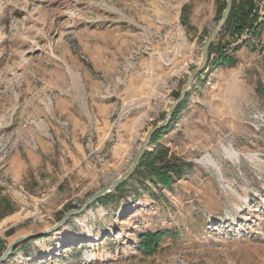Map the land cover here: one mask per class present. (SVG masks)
Segmentation results:
<instances>
[{"label":"rangeland","instance_id":"1","mask_svg":"<svg viewBox=\"0 0 264 264\" xmlns=\"http://www.w3.org/2000/svg\"><path fill=\"white\" fill-rule=\"evenodd\" d=\"M218 9L0 0V255L37 235L3 264H264V22L239 44L221 36L172 129L148 145L192 164L185 177L136 178L43 234L130 168L200 65ZM165 230L176 236L140 250L141 235Z\"/></svg>","mask_w":264,"mask_h":264},{"label":"trees","instance_id":"2","mask_svg":"<svg viewBox=\"0 0 264 264\" xmlns=\"http://www.w3.org/2000/svg\"><path fill=\"white\" fill-rule=\"evenodd\" d=\"M217 1L219 3L218 19L220 20L226 8L227 0ZM254 1L255 0H245L244 2H241L239 0H233L229 19L216 39L218 43L216 44L214 42L210 48L207 68H209V66L213 64V55L220 51V48H217L219 47L221 36L229 35L233 40H235L234 37L236 35L240 36L256 26L255 19L252 18ZM260 24H263V22L259 23V25ZM179 95L180 94L178 93L176 96L179 97ZM182 107L183 106L181 104L177 108L170 125L166 129L158 131L152 137L150 144H152L153 142L154 144H157V141L162 136V134H165L172 129L174 123L177 121L181 113ZM192 169V164L168 161L163 150H156L154 152L146 151L141 163L139 164L130 180L122 184L114 193H110L105 197H102L98 202L107 203L108 201H114L117 197L122 196L129 182L133 181L136 178L142 181L144 185L146 183H149L154 188H170L175 181L185 177L187 172L191 171ZM146 190L149 189L146 188ZM176 233L177 232L174 230H165L164 233L158 231L143 234L140 236V250L144 252L154 250V246L160 239H163L166 235L176 236Z\"/></svg>","mask_w":264,"mask_h":264},{"label":"water","instance_id":"3","mask_svg":"<svg viewBox=\"0 0 264 264\" xmlns=\"http://www.w3.org/2000/svg\"><path fill=\"white\" fill-rule=\"evenodd\" d=\"M232 4H233V0H227L226 8L224 10V13H223L220 21L218 22L217 26L215 27V29L212 31V33L209 35V37L207 38V40L205 42V45L203 48V53H202V60H201L200 65L189 76L188 81L184 85L179 97L176 99V101L172 104V106L168 110L165 120H163L162 122L157 124L154 128H152L146 134V136L143 139L130 168L122 176H120V178H118L115 182L109 184L108 186H105L100 191H98L96 194L91 196L82 205L81 208L69 210L64 215V217L53 228H51L48 231H44L43 234L52 233V232L58 230L59 228L63 227L72 217L79 216V215L83 214L84 212H86L89 209V207L91 205L98 202L102 197H105L106 195H108L112 192H115L122 184H124L125 182L130 180V178L132 177V175L135 173L136 169L138 168L139 164L141 163L142 158L146 152L148 145L151 142L152 137L158 131L164 130L170 125L177 108L185 101L186 96H187L189 90L191 89L194 81L206 69V67L208 65V60H209L210 48L227 23L229 16H230L231 9H232ZM36 236L37 235L30 234V235L22 236V237H19L18 239H16L7 248L5 253L0 257V264H3L5 261H7L8 258L12 255L14 250L19 245H21L24 242L29 241L30 239L35 238Z\"/></svg>","mask_w":264,"mask_h":264},{"label":"built area","instance_id":"4","mask_svg":"<svg viewBox=\"0 0 264 264\" xmlns=\"http://www.w3.org/2000/svg\"><path fill=\"white\" fill-rule=\"evenodd\" d=\"M252 18L255 19V25L264 22V0H255L254 7L252 10ZM249 31H246L242 35H236L234 37L237 44L242 43L244 40L248 39Z\"/></svg>","mask_w":264,"mask_h":264}]
</instances>
